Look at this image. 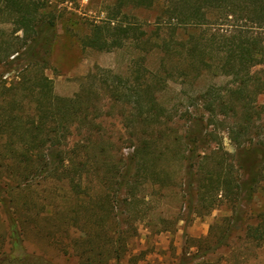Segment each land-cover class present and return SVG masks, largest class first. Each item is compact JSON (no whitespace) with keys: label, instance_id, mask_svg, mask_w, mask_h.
<instances>
[{"label":"rangeland","instance_id":"obj_1","mask_svg":"<svg viewBox=\"0 0 264 264\" xmlns=\"http://www.w3.org/2000/svg\"><path fill=\"white\" fill-rule=\"evenodd\" d=\"M117 2L48 0L42 10L54 13L56 36L47 63L34 65L28 74L44 73L53 82L54 94L63 98L92 90L93 122L74 125L64 142L66 166L77 145L82 147L77 161L87 165L74 182L38 176L29 186H7L20 182L24 168L15 167L6 136L0 137V264H264V244L248 232L264 217V180L251 199L242 196L237 209L223 192H207L201 201L196 185L190 186L191 145L186 136L203 114L202 94L213 88L217 97L227 96L236 84L216 67L197 59L191 63L185 50H177V41L205 38L217 29L179 26L168 19L162 4L146 8L126 0L118 13ZM108 15L116 16L113 24L131 25L137 29L134 35L139 31L145 35L132 36L110 51L83 48L92 24ZM0 17L4 31L0 43L23 46L22 32L15 34L20 38L12 33L17 28L13 16ZM165 42L171 44L169 54L162 48ZM209 55L216 57V51ZM9 67L13 65L0 63V80L7 87L19 81L18 71ZM263 69L260 65L253 71ZM147 85L165 108L161 122L144 120L145 115L139 116L128 103ZM119 91L127 97L117 96ZM253 91L250 84L251 95ZM26 94L29 91L20 90L17 99H24L28 115L34 106ZM4 104L0 95V111ZM256 104L264 120V95L257 96ZM226 112L205 115L204 133L209 136L194 162H202L206 172L221 162L223 172L237 178L243 172L229 128L238 117L231 108ZM251 133L250 139L258 138L256 131ZM143 140L154 143L146 165L133 156V144L140 146ZM164 172L168 178L161 181ZM125 180L127 188L117 184ZM7 209L21 234L18 248L13 245ZM117 231L121 245L111 248L106 233L117 236Z\"/></svg>","mask_w":264,"mask_h":264},{"label":"trees","instance_id":"obj_2","mask_svg":"<svg viewBox=\"0 0 264 264\" xmlns=\"http://www.w3.org/2000/svg\"><path fill=\"white\" fill-rule=\"evenodd\" d=\"M125 1L118 0V13L122 12L121 7ZM130 1L146 8L162 4L168 19L176 20L179 26L217 29L205 38H193L189 42L183 39L177 41V50H185L191 63L197 59L209 68L216 67L225 76H231L236 84L229 89L227 96L217 97L213 88L202 94L203 114L189 128L186 136V143L191 145L188 172L190 186L196 185L201 201L205 200L207 192H223L237 209L242 196L246 195L251 199L258 184L264 180V120L262 109L256 104L257 96L264 95V69L253 71L255 67L264 65V0ZM48 6V0H0V16H13L17 28L12 33L15 35L21 31L24 41L19 48H13L5 40L0 43V63L7 66L12 64L13 67H9V70L18 71L17 77L19 76V81L12 83L10 87L6 86V81L0 80V95L5 101L0 111V137L6 136L7 152L16 164L15 167L23 165L24 168L18 178L20 182L15 181L16 186L6 183L7 186H29L38 176L70 179L74 182L75 177L87 165V162L77 161L79 149L82 148L77 145L74 155L68 157L70 168L66 166L64 142L74 125L93 122L89 111L92 90L84 89L74 97L63 98L54 94L53 82L44 73L34 76L28 74L34 65L47 63L56 36L54 13L42 12ZM115 18L116 16L108 15L107 20L93 23L90 34L82 40L83 48L110 51L123 46L132 36L139 39L145 35L144 31L134 35L137 29L131 25L113 24ZM1 19L0 17V23ZM3 34L4 31H0V35ZM162 48L169 54L171 44L165 42ZM214 51L216 57L209 55ZM118 80L122 82V79ZM250 84L255 88L253 95L250 94ZM20 90L29 91L25 98L33 104V113L24 114V99H17ZM115 90L119 89L116 87ZM120 92H116L117 96L127 97ZM133 100L130 99L128 103L131 102L133 108L139 111V116L145 115L144 120L155 118L161 122L165 108L158 104L150 86L147 85L143 93L135 95ZM145 107H148L146 112L143 111ZM230 108L238 117L236 123L229 128L230 139L237 147L238 169L243 172L237 178L228 171L223 172L221 162H216L207 172L202 162H194L196 155L200 156L196 153L206 144L209 136L204 133L208 127L204 125L205 115L218 117L226 114V109ZM252 131L257 132L258 138L250 139ZM133 145L136 146L133 155L135 160L146 165L154 143L143 140L140 146ZM164 173L165 177L161 181L168 178L167 173ZM247 174L249 178L245 179ZM157 176L162 177L161 174ZM117 184L127 188L128 181ZM129 189L134 191L131 187ZM7 213L13 245L15 248L21 247L22 238L16 221L8 209ZM248 232L254 241L264 244V217L255 226H250ZM117 233V236L116 233H106V240L111 248L121 245V233Z\"/></svg>","mask_w":264,"mask_h":264}]
</instances>
